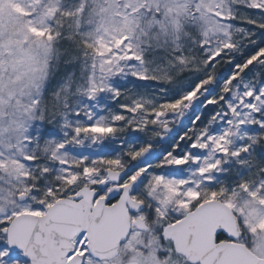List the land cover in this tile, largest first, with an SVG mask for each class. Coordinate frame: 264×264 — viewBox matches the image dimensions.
<instances>
[{
  "label": "snow or ice",
  "instance_id": "snow-or-ice-1",
  "mask_svg": "<svg viewBox=\"0 0 264 264\" xmlns=\"http://www.w3.org/2000/svg\"><path fill=\"white\" fill-rule=\"evenodd\" d=\"M0 264H264V0H0Z\"/></svg>",
  "mask_w": 264,
  "mask_h": 264
}]
</instances>
